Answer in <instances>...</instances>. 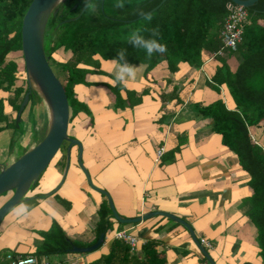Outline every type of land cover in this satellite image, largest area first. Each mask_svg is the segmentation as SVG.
I'll list each match as a JSON object with an SVG mask.
<instances>
[{
  "label": "crops",
  "instance_id": "1",
  "mask_svg": "<svg viewBox=\"0 0 264 264\" xmlns=\"http://www.w3.org/2000/svg\"><path fill=\"white\" fill-rule=\"evenodd\" d=\"M95 60L99 63L98 69L86 68L93 71L88 81L95 79L97 85L74 87L75 97L85 98L89 111L79 113L71 124V130L82 137L79 139L83 144L82 160L93 185L110 194L122 218L135 219L161 211L183 219L191 225L200 242L205 240L210 244L207 251L216 264H264L259 232L249 217L253 196L250 176L242 169L238 156L213 131L211 120L198 110L199 106H209L221 99L229 108L235 107L229 91L207 83L201 71L204 68L211 76L215 65L208 66L205 62L197 70L181 64L176 73H171L165 62L152 70H148L147 65H132L137 67L136 77L121 85L124 90L118 97L112 91L117 86L113 85L112 61L98 56ZM231 60L234 65L229 66L234 71L241 60L236 61L235 57ZM127 93L132 94V105ZM10 97L9 92L0 90V100L4 102L8 117L6 123L0 124V132L11 130L22 137L26 127L22 125L28 124L32 132L33 120L45 116L44 108L38 104L40 102L36 103L39 113L33 107L32 110L26 107L19 131L8 129L7 124L13 123L18 116L8 103ZM30 115L33 120H28ZM43 127L45 135L49 124L45 122ZM254 131L257 133L256 128ZM32 140L24 143V153L31 149L28 145ZM261 146L264 148V144ZM162 149L164 152L160 156ZM75 150H72L70 169L74 157L78 165ZM7 151L10 156L13 148ZM59 163L61 167H55L54 172L63 174L67 158L64 166ZM11 164L0 162L3 166ZM74 169L78 170V166ZM62 174L52 188H45L47 184H43L28 194L23 202L30 207L29 215L18 217L12 210L2 222L0 264H9L8 254L38 257L47 234L55 225L82 248L98 242L97 226L102 206L105 203L109 206L107 197L95 191L83 173L89 188L84 181L77 182L78 197L83 201L77 210L73 204L69 209L50 204L45 197L63 188L69 172L65 179ZM121 185L129 194L128 203L121 207L123 212L115 203ZM9 198L10 195L0 197V208ZM109 222L112 228L105 234L104 245L99 250L40 258L49 264H107L104 259L116 241L115 234L126 231L139 242L132 256L146 242L156 241L157 250L167 264H210L204 261L189 231L166 217L156 216L138 224L123 225L111 211Z\"/></svg>",
  "mask_w": 264,
  "mask_h": 264
},
{
  "label": "trees",
  "instance_id": "2",
  "mask_svg": "<svg viewBox=\"0 0 264 264\" xmlns=\"http://www.w3.org/2000/svg\"><path fill=\"white\" fill-rule=\"evenodd\" d=\"M162 1L122 0L124 7L117 8L114 6L116 0H92L95 10L88 7L77 21H70L80 16L84 5L82 0H66L57 7V15H51L45 34V53L50 62L54 60L55 53L67 57L60 65L67 75L66 82L62 84L69 104L75 110L72 121L84 111L74 96V87L89 83L88 75L93 71L86 67L99 68L96 56L112 61L116 50L125 48L127 62L131 65H147L148 70H152L165 62L171 73H176L181 64L200 69L212 53L220 50L222 27L230 14L229 0H167L157 11L146 15ZM32 2L0 0V90L11 94L8 103L16 114L29 86L28 81L17 82V73L24 67L9 60V56L22 52L23 20ZM246 10L250 24L245 28L237 52L228 54L230 57L239 54L240 63L233 71L225 57L216 58L215 72L211 75L213 83L207 82L217 89L225 87L235 107L229 108L221 99L209 106H199L198 110L204 118L211 120L213 131L238 156L242 169L250 176L253 196L250 198L252 211L249 217L258 229L264 258V148L253 138L254 128L264 124V0ZM152 28H158V40L166 45L167 51L148 57L144 50L133 48L127 41L133 31L139 30L147 36ZM122 90L124 88L120 84L112 89L118 97ZM127 95L131 102L132 94ZM35 99L39 102L41 97L33 91L30 102H35ZM7 118L4 102L0 100V124L6 123ZM20 126L17 117L13 123L7 124L8 129L18 131ZM67 148L65 143L54 162L61 159L64 166ZM74 148L78 155V148ZM110 217L111 210L105 203L100 211L97 238L112 228ZM46 239L37 253L39 258L72 253L73 246L82 247L69 239L58 225L47 234ZM157 245L156 241L146 242L132 256L130 246L116 240L104 261L107 264H167ZM204 261L208 262L206 258Z\"/></svg>",
  "mask_w": 264,
  "mask_h": 264
},
{
  "label": "water",
  "instance_id": "3",
  "mask_svg": "<svg viewBox=\"0 0 264 264\" xmlns=\"http://www.w3.org/2000/svg\"><path fill=\"white\" fill-rule=\"evenodd\" d=\"M66 0H33L30 5L22 26V54L25 63V73L29 91L25 95L20 106L17 122L22 120L23 112L29 104L31 93L34 91L35 85L39 90V96L43 97L49 112L50 121L47 133L43 140L30 150L25 152L22 157L18 158L9 166L0 165V197L10 195L7 202L0 208V226L6 216L14 209V207L24 200L31 188L38 182L40 176L54 161L58 153L61 151L65 143L67 148V163L63 178L65 179L71 163V155L74 147L78 148V163L86 175L89 185L97 192L101 193L108 199L113 217L121 224H138L147 221L156 216L166 217L174 222L184 226L190 233L195 245L198 247L204 258L210 264H216L210 256L207 249L197 238L193 228L183 219L161 211L148 213L135 219H125L120 217L116 211L114 202L106 191L101 190L93 185L91 176L83 164V144L69 137L70 125V104L68 96L62 82L59 80L50 65V61L45 53V34L48 21L51 15L56 16L57 7ZM150 11L146 15H150L157 11L162 4ZM232 5L250 9L260 0H229ZM87 10L83 8L79 17L70 20L77 21ZM105 241V234H101L96 244L90 247L82 248L78 246L72 247V253H92L99 250Z\"/></svg>",
  "mask_w": 264,
  "mask_h": 264
},
{
  "label": "rangeland",
  "instance_id": "4",
  "mask_svg": "<svg viewBox=\"0 0 264 264\" xmlns=\"http://www.w3.org/2000/svg\"><path fill=\"white\" fill-rule=\"evenodd\" d=\"M22 55H23L22 52L21 53L15 52L9 56V60H12V61L22 65V67H24V69L21 68L20 71L17 73V77H18L17 82L18 83H24L25 81H27V75L24 71L25 70V63L23 65L24 59L22 61ZM234 57H235L236 61H239V59H240L239 54H235L232 57H230L229 55L225 56V58L227 59L226 61L228 62V64L231 67L234 65V63H232L233 61L231 59H233ZM53 58H54V60L52 62H50L52 65L51 66L52 69L54 70L55 74L57 75V77L59 78V80L61 82H63V81L66 82V78H67L66 76L67 75L65 72L62 71L60 63L66 61L67 57L65 55H63L62 53H55L53 55ZM209 65L213 66V65H215V63L212 62V63H209L208 66ZM98 78L99 77L96 76V80ZM95 83L96 82L94 79L92 82L89 81V83L86 86L97 85ZM33 86H34V91L39 93L38 88L35 85H33ZM74 96H76L75 92H74ZM77 101L80 103L79 105L81 106V108L84 109L85 112L89 111L88 110L89 109L88 108V102L85 100V98L82 99L80 97V99L78 98ZM39 102L40 103H38L37 100L35 99V102L29 101L30 104H28L29 109H31V107H33V109H35L34 111H36L37 113H39V111L37 109V105L41 104V107L44 108L43 112L45 114V116L41 115V117L38 115L39 118L36 121H34L32 118L33 116L30 115V118L28 120H33V122H34L32 130H31L32 132H30V130L28 129L29 128L28 124L22 125L24 127L26 126L24 129L25 131H23L22 137H20V134H18V133L14 134V132L11 130H6L3 133L0 132V162L1 163H5V165H8V164H11L13 160L15 162L18 158L22 157L24 154V151H25L23 145H24V143L29 142V140L31 141V139H33L32 142L29 143L28 148H30V147L32 148V147L36 146L39 142H41L43 140V138H44V136H43L44 135V133H43L44 127L43 126H44L45 122L47 123V125L49 124L50 112H49V109H48L43 97H41V100ZM36 103H38V104H36ZM35 104H36V106H35ZM74 112H75V110H74L73 106L70 105L69 137H71L73 139H77V140H79V139L82 140V137H80V134L78 132L74 133L71 130V124H72L71 121H72ZM82 112L83 111H81L80 113H82ZM25 114H26V112L24 113V115H22V120L25 118ZM38 123L40 125H38ZM256 129H257V133H255V131L253 130L254 139L257 140L260 145L264 144V124L261 127H258ZM24 132H29V133L24 134ZM42 136H43V138L41 139ZM5 148L7 150H8V148H13V151H10V156H9V151H7ZM73 159H74V161L72 163L73 166L71 167V169L69 171L67 181L65 182V185L63 186V188L60 191H58L57 193L53 194L52 196L45 197V198H47V200L50 204L56 205L57 207H62L63 209H69L70 206L72 207V204H73V208L77 210L79 208V206L81 204H83V201L80 199V196L78 197L79 193H78V189L76 188V185H78L77 182L84 181V183L86 184V187H88V186H87V181H85V179H84L85 177H84V174H83V172L79 166V163H78V165H76L77 164L75 161L76 158L74 157ZM62 161L63 160H60L59 162H62ZM59 162L56 163L53 161L50 164V166L47 168V170H45L43 172V174L40 176L38 182L31 188L29 193L33 192L34 188H36L40 185H43V184H47V186H45V188L46 187L48 189L52 188V184L55 182V180L58 177H59L58 179L61 180V178H60L61 177L60 175L62 174L61 171H60V173H58L59 175L56 172H54L55 167L56 168L61 167V165H60L61 163H59ZM53 163H54V166H53ZM84 163H85V161H83V164ZM74 166H78V170H75ZM91 174L92 175L94 174L92 170H91ZM63 175H64V173L62 174V178H63ZM46 179H47V181H45ZM57 182H58V180H57ZM127 194H128V191L123 186H122V188H119V190L117 191L115 203L117 204V208L120 209V212H123L121 210V207L123 205H126V203H128ZM128 196H129V194H128ZM9 215H7L6 218Z\"/></svg>",
  "mask_w": 264,
  "mask_h": 264
},
{
  "label": "built area",
  "instance_id": "5",
  "mask_svg": "<svg viewBox=\"0 0 264 264\" xmlns=\"http://www.w3.org/2000/svg\"><path fill=\"white\" fill-rule=\"evenodd\" d=\"M230 14L224 21L222 31H221V42L222 47L215 53H212L207 59L206 63H212L218 57H225L230 53H236L238 45L242 41L243 34L245 32V28L250 24L249 21V13L245 8L238 7L235 5H229ZM202 73H205L206 79L209 83H213L211 80V76L206 73L204 68L201 69ZM164 150H160L159 155H163ZM115 239L117 241L124 242L132 251L138 248L139 242L138 239L128 233L126 231H121L115 234ZM202 245L206 248H210V244H208L205 240H202ZM26 259H31L32 264H49L44 261L43 258L38 257H21V256H13L12 254L7 255V261L9 264H21L22 261Z\"/></svg>",
  "mask_w": 264,
  "mask_h": 264
},
{
  "label": "clouds",
  "instance_id": "6",
  "mask_svg": "<svg viewBox=\"0 0 264 264\" xmlns=\"http://www.w3.org/2000/svg\"><path fill=\"white\" fill-rule=\"evenodd\" d=\"M85 8L92 7L95 10L96 5L92 0H82ZM117 8H123L124 3L122 0H116L114 5ZM139 14L143 15V12ZM159 30L158 28H152L150 30V35H144L139 30L133 31L128 37V44L132 45L135 49L144 50L148 57H151L154 53H165L167 47L164 43L159 42ZM127 49L121 48L116 50V56L112 58V64L114 65L113 71V85L116 84H126L128 80H132L136 77V66H132L127 62L126 59ZM254 138V137H253ZM13 212L18 217H25L29 215L30 207L26 202L18 203ZM21 264H32L31 259H26L21 262Z\"/></svg>",
  "mask_w": 264,
  "mask_h": 264
}]
</instances>
